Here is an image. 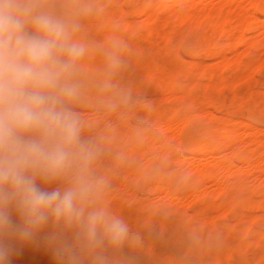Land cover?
Masks as SVG:
<instances>
[{"label": "rangeland", "instance_id": "374dc122", "mask_svg": "<svg viewBox=\"0 0 264 264\" xmlns=\"http://www.w3.org/2000/svg\"><path fill=\"white\" fill-rule=\"evenodd\" d=\"M96 2L100 10L85 21L86 39L104 43L115 35L125 41L124 65L115 79L128 101L113 111L90 107L81 111L90 117L91 130H113L129 117L145 135L142 156L128 147L115 156L117 182L110 181L108 192L111 207L138 239L119 249L106 247V255L113 264H264V173L261 176L258 168L249 167L239 187L230 176L221 194L219 181L201 179L198 195L193 188L186 191L190 186L183 183L184 176L193 177L201 164L210 166L224 157H232L236 169H245L248 147L257 151L251 163L264 167V144L260 145L264 143V48L255 50L247 44L264 42V12H250L253 5L264 9V0ZM145 5H154L150 18L142 10ZM249 12L262 22V29L244 33L228 29ZM215 18L222 19L229 31L209 25ZM90 63L98 74L102 54L95 53ZM208 127L215 133L218 129L222 133L224 127L237 129L236 141L211 154L198 150L193 144L200 143ZM256 129L260 144L250 135ZM168 143L180 144L183 156L166 173L161 170L163 162L178 158L166 154ZM238 154L245 157L239 159ZM126 172L138 189L135 193L122 189ZM59 186L41 185L49 191ZM236 196L244 205L232 206ZM224 206L232 207L220 216ZM11 216L14 224L20 223L15 211ZM247 217L251 225L246 232ZM73 239L71 231L51 222L32 240L7 235L8 264H65L57 247L60 241ZM84 264H90V258Z\"/></svg>", "mask_w": 264, "mask_h": 264}, {"label": "clouds", "instance_id": "9594fccd", "mask_svg": "<svg viewBox=\"0 0 264 264\" xmlns=\"http://www.w3.org/2000/svg\"><path fill=\"white\" fill-rule=\"evenodd\" d=\"M99 10L96 0H0V264H8L5 236L32 240L49 222L73 233L57 247L65 264H84L85 255L112 264L106 247L138 239L111 207L105 149L87 135L81 111H113L126 99L115 79L125 41L86 39L85 21ZM95 53L103 56L98 74Z\"/></svg>", "mask_w": 264, "mask_h": 264}, {"label": "bare ground", "instance_id": "6f19581e", "mask_svg": "<svg viewBox=\"0 0 264 264\" xmlns=\"http://www.w3.org/2000/svg\"><path fill=\"white\" fill-rule=\"evenodd\" d=\"M153 6L154 5H145L142 8L143 12L145 13V15L148 18H150L154 14V7ZM252 7L253 8H251L250 12L252 11V9H253V12L254 13L255 12L256 13L257 12H264V9H259L257 6H254L253 5ZM250 12L248 13V16L242 17L241 20H239L236 23L237 25H235V27L232 26V27H230L228 29H231V30L233 29V32H234V30H236V28L237 29L239 28L238 30L240 31V33H244V31H247V29H249V28H252V29H254V28L255 29H262V22L261 21H258L257 18L253 16L254 15L253 12L252 13H250ZM209 25H211L212 27H217V29H218V26H219V28H221V27L223 28V26H225V22L222 21V19H220V18H215V19H213L212 21L209 22ZM225 27L227 28V26H225ZM226 28L224 29V31L221 29V32H224L225 33V31L226 32L229 31L228 29L226 30ZM247 44H248V47L251 48V49H255V48L258 49V47L264 48V42L258 41V40H252V41H250ZM126 97H128V96H126ZM126 101H128V100H126ZM116 117H118V116H116ZM232 122H233V120H232ZM229 123H231V122H229ZM221 124H224V122L221 123ZM246 124H248V123H246ZM252 127H254V126H252ZM228 128L227 127H224V129H222V127H221L222 133L221 132H218L219 129L216 131L217 133L211 132V130H209L210 127H208V129H204L205 130V134H202L200 136V138H202L201 141H200V143L196 142L195 143L196 145L193 144L194 147L198 146V148H199L198 150H204V149L209 150V154L214 153V151L216 150L217 147H218V150H219L220 147L222 149H224V150L227 149L228 146H232L230 144H234L233 141L234 140L236 141V137L238 135V134H236L237 129L235 131L234 130L232 131L230 128L229 129ZM221 129H220V131H221ZM142 133H143V131L140 130V128L138 129V127L133 126V124L130 123L129 117L125 121H122L118 125V127L115 128V129H113V130L105 131L103 128L100 129V127L99 128L96 127L94 129H92L90 131V133L89 132L87 133V135L99 139L101 141V143L103 144V146H104L105 151H104V153L102 155V158H101V161H100V167H101V170L104 169V168L106 169V172L110 176V181L111 180L114 181V179L118 175V174H116L117 172L115 173V170H117V168L115 169V167H114V166H116L115 165V162H114V158L119 153V151L122 150L123 147H128L129 150L134 151V152L137 151V152L141 153L140 154L141 156L144 154V150L143 149H144L145 146L143 148H142V146H143V140L145 138V135H142ZM259 133L260 132L256 129L254 131L252 130V133L250 135L253 137L252 141H255V142H257V143L260 144V142H258L259 139L256 138L257 135H259ZM156 136L157 135H154L153 139ZM192 143H194V142H192ZM251 143H253V142H251ZM188 144H191V142H188ZM262 144H264V143H261L260 145L262 146ZM193 145H192V147H193ZM166 146L168 147V148L166 147L164 149V151L166 152V154H171L172 153V154H177V156H178V158L176 157L175 159L173 158L170 161H167V162L164 161L163 162V164L161 166L163 168H161V170H163L162 172H166L167 173L172 168V166H174V165H176V164L179 163V161H180L179 158H180V156L182 157L183 155L181 153L182 150H181L180 144H174V145L173 144H170L169 145V143H168ZM194 147L192 149H194ZM238 147H237V149H238ZM207 148H209V149H207ZM248 148H249V150L246 149V151H248V154L246 155V157L243 155V157L246 158V163H247V167L245 169H240V168L239 169H236L235 168L236 164L234 165V160H232V157H230V156H229L230 158L229 157H224V159H222L221 161H219V162H217L215 164H212L210 166H205V165L201 164V167H200L201 169L197 170L195 172V175L193 177L192 176L190 177V174H186L184 176L185 177V181L183 183H185L186 186L187 185L190 186V187H188L186 189V191H188L189 188H193L195 195H198V193H199V190L198 189L200 188V186H201V183L200 182L202 181L201 179H206V180L212 181V182L214 180L215 181H219V183H220V188L219 189L220 190H218V191L221 194V193H223V192H225L227 190L226 189L227 187L225 185V182H226V179L229 178L230 176H234L235 182H236L235 183L236 184V187H239V185L241 184V181L243 180L244 176L248 174V170H250V169L253 170L256 167V168H258V171L257 172H258L259 175L261 173H264V167H259L257 164H253L254 163L253 160L257 158L256 157V152L257 151L255 152V150H253V149L251 150L250 147H248ZM218 150H216V151H218ZM233 152H235V151H232V153ZM238 155L241 157L239 159H242L243 158L241 156L242 154H238ZM193 157H194V155H193ZM251 160H252L253 163H251ZM241 163H243V161ZM240 165H242V164H240ZM249 167H251V168L249 169ZM261 176H262V174H261ZM115 181L117 182L116 179H115ZM40 183H41V185H44V186L45 185H49V184H43L42 182H40ZM170 186H171V184H170ZM186 186H184V187H186ZM152 188H154V187H152ZM171 188H172V186H171ZM116 189H118V188H116ZM122 189L123 190L127 189V190H130L132 192L134 191V193H135V191L138 190L137 187H136V185L134 184L132 178L130 177V175L127 172L124 174V180H123V183H122ZM151 189H150V191H151ZM233 202H234V204L232 203V206L233 207L236 206V205H242V204L244 205V200L240 196L234 197ZM247 203H249V201ZM211 204L213 206V202L212 201H210V205ZM218 204L219 203H216L214 206H216ZM231 207L228 208V207L224 206V210H222L223 213L220 214V216H223L225 214V212L231 210ZM251 208H253V207H251ZM248 218L249 217H247L244 220V222L247 223V225L245 227L246 232L248 231V229H249V227L251 225V220H250L251 218L250 219H248ZM45 234L47 235V233H45ZM89 258L90 257H88L87 255H85L84 256V262L86 260H88Z\"/></svg>", "mask_w": 264, "mask_h": 264}]
</instances>
